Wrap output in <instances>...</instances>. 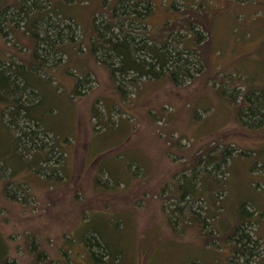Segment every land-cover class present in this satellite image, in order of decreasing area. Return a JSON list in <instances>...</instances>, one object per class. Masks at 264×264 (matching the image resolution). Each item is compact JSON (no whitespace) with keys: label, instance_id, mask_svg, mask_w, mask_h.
<instances>
[{"label":"rangeland","instance_id":"1","mask_svg":"<svg viewBox=\"0 0 264 264\" xmlns=\"http://www.w3.org/2000/svg\"><path fill=\"white\" fill-rule=\"evenodd\" d=\"M15 1L0 0V7ZM73 1L80 27L75 43L63 49L66 57L47 71L49 78L37 77L39 116L60 140L69 176L60 178L57 170L48 178L46 169L61 168L63 157L57 162L52 136L23 118L13 120L21 129L11 125V135L27 149H19L22 157L17 153L0 105V264H96L91 251L98 249L89 243L95 237L121 255L118 264H264V124H258L264 118L242 108L248 89L264 86V0H150L146 17L124 16L130 32L166 39L189 57L192 47L199 53L194 66L201 72L191 70V80L180 76L175 85L164 72L159 79L139 78L136 87L121 77L113 82L90 51L93 19L105 28L117 0ZM36 3L46 8L43 0ZM112 13L122 17V10ZM21 18L14 22L20 33L12 30L15 51L10 34L0 33V49L29 60L35 46ZM192 24L203 31L198 46ZM2 27L7 33L6 23ZM46 61L55 67L50 56ZM89 76L77 93L78 82ZM21 100L26 104L25 96ZM33 131L31 138L22 136ZM225 149L228 156L220 160ZM39 151L42 170L36 173L25 162ZM208 174L217 176L214 182ZM191 176L195 181L186 188L209 203L207 213L201 197L173 198L176 185ZM241 225L250 243L259 244L251 260L232 249ZM99 255L101 264H111L105 250Z\"/></svg>","mask_w":264,"mask_h":264},{"label":"trees","instance_id":"2","mask_svg":"<svg viewBox=\"0 0 264 264\" xmlns=\"http://www.w3.org/2000/svg\"><path fill=\"white\" fill-rule=\"evenodd\" d=\"M36 1L37 0H32L30 3V0H16V3L13 6L11 4V6H7L5 9H3L4 7H0V33L2 36L7 34L12 36L14 39V44L12 47L13 50L17 44L15 41L16 35L13 31L20 33L16 31L15 28L17 26L14 22L16 17L21 16V20L24 19L22 20V22H24L23 33H27L28 36L31 37V41L35 46L34 54L29 60L25 59L22 55H19L16 52L9 51L2 53L0 49V105L3 108L1 110V119L2 124L6 127L12 142L17 145L16 150L17 153L21 155V157L22 153L19 151V149H27H24L23 146L21 147V143H19L21 141L20 139L17 140L13 137V135H11V132H13L11 125H15L13 127L15 129H21L20 124H14L13 120L16 121L23 118L26 122H30L34 128L39 130L42 129L43 131L41 133L46 135L50 134L52 136L56 142L54 148L57 149L59 154L57 156V162H61L63 151L60 148V140L50 131V129H48V127H46L42 117L39 116L43 102L40 100V90L42 88L40 83H38L39 81L37 77L49 78L50 76L47 71L55 70L62 64L63 61L61 62V59L63 56H65L63 49L66 47H71L75 43V30L76 28L80 30V27L76 22L74 14H72L73 10L75 9V5H72L74 2L73 0H43L44 3H47L45 6L46 8L42 6L39 8ZM78 1L80 4L85 2V0ZM237 1L241 2L244 0ZM129 3H133L131 6V11H128ZM151 4L152 2L150 0H117L116 6L113 7L110 12H108L110 13L108 14V17L111 18H109L105 28H102L100 25H98L96 19H93V34L91 35L90 51L97 62L103 65L110 72L113 82L116 79V82L119 83L118 78L121 77L123 78L124 82L127 81L125 83H129L133 87H136L135 83L137 80H139V78L159 79L163 76L164 72H167L168 75L166 78L168 82L176 85L179 82L180 76L189 78L191 80L193 78L191 70H196L197 74L201 72L200 68L197 69V67L194 66L196 62L195 56L199 57L198 50L194 47L189 49L190 53L195 55L192 56L190 54V56L193 57L192 58L189 57V54L187 53H180L176 47H172L171 44H168L166 39L163 41L154 42L153 39L147 36V32L143 31L141 33H133L124 28V21L126 20L124 16L133 14L134 17H137L140 20L141 17H146L149 10L151 9ZM115 10H122L121 15L123 18H117L115 14L112 13ZM13 16L16 17L12 18ZM4 23H6L8 28L6 31L7 33H4L5 29L2 27ZM193 28H195V26L192 24L190 30L194 31L192 30ZM69 33L70 35L68 36ZM201 33H203V31L196 30L195 28L196 46H198V42L202 41ZM99 43L104 46H97ZM77 44H80V42ZM259 48L261 53H263L261 67L263 68L264 72V43L260 44ZM42 51L43 54H41ZM41 55L42 59L40 58ZM46 55L50 56L55 62V67L53 69L48 68L49 66L47 67L49 63L46 61ZM17 57H20V61L14 60V58L17 59ZM188 58H190L191 61ZM99 59H101L102 62H100ZM199 60L201 59H197L200 64L201 62ZM223 80H225V78H223ZM89 83L90 76L88 78L81 79L77 84V93H82V88ZM257 88L259 89L257 91H251L252 88L248 89L246 94H244V106H242V108H244L243 110L247 111V113H250L249 116L251 115L254 119H256V116L258 118L259 115L260 117L264 118V111H262L264 109V102L262 101V103H260V97H258L259 94L264 95V86ZM116 89L123 98L126 97L122 84H118ZM24 96L26 97V104L21 103V98ZM231 97L234 99V96L231 95ZM110 116L111 114H109V117ZM107 117L108 116H105V118L108 120ZM108 123H104L106 128L107 126H110ZM254 124L255 123H251V125ZM258 124H264V120L261 119L258 121ZM33 134L35 135L36 133L33 131L30 132V134H22V136L31 138ZM228 151L229 149H225L223 153L219 154L218 158H226L228 156ZM41 153L42 152L40 151L35 152L31 155V159L25 162L27 163L28 169L36 173H40L41 168L39 163L42 158L41 156L43 155V153ZM43 160H47V158L43 157ZM65 161L66 159L63 157V166H61V168L53 167L50 168L51 170L47 168L46 174L48 178H50L52 174L53 176L57 175V170L58 172L60 171V178H67L69 173L67 171L66 165L64 166ZM196 171L197 170L194 172ZM198 174H194V176L197 175L198 177ZM209 176L211 177V175ZM194 178L195 177L191 176L182 179V183L176 185V193L174 194L173 198H184L187 195L190 196L187 200H192V198L200 199L201 197V199L206 203V200L194 187L192 190L186 188L187 184L189 183V179L194 180ZM215 178H217L215 175L211 177L213 182L215 181ZM46 180L48 181V179ZM95 182L101 184L99 176L95 177ZM8 185L9 183L6 182V189H8ZM16 187L17 189H21L19 184H16ZM205 208L207 209L206 213L209 212V203ZM245 212L250 214L247 209H245ZM192 218L195 220H201L198 218V216H193ZM204 221H206V219H204ZM243 228V225L237 228L234 236H236L235 239L239 246H234L232 249L234 254L237 256L246 258V260H251L252 258H255L259 255V252H257L259 250V244L258 242H253L251 244L249 235L244 231H241ZM98 238L99 237H95L94 242L89 241L90 245H93V247L98 249V251H91L92 257L94 258L96 264H101L100 262L102 255L100 256L99 252H104V250L105 253L109 254L111 264L120 263L119 257L121 255L119 253L112 252L109 246L101 238H99L100 242H98ZM101 242L104 244V247L99 245ZM1 258L3 259V257ZM244 263L248 264V261Z\"/></svg>","mask_w":264,"mask_h":264}]
</instances>
